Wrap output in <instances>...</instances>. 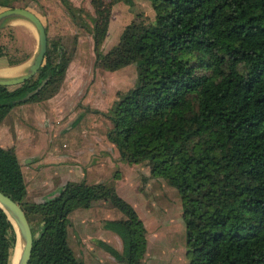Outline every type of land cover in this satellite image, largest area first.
<instances>
[{
  "label": "trees",
  "instance_id": "trees-1",
  "mask_svg": "<svg viewBox=\"0 0 264 264\" xmlns=\"http://www.w3.org/2000/svg\"><path fill=\"white\" fill-rule=\"evenodd\" d=\"M15 1L0 0V6L15 7ZM59 1L78 16L79 7ZM115 1L91 0L96 48ZM149 2L153 19H132L117 43L96 56L103 69L136 68L133 85L104 113L111 122L107 138L121 160L146 161L151 174L178 191L188 264H264V0ZM68 60L60 43H47L33 76L14 87L0 84V121L16 104L52 96ZM0 190L30 223L28 264H85L68 243V215L99 198L123 214L102 221L122 248L97 243L124 264H136L145 252L144 221L112 182L71 179L53 196L28 200L14 146H0ZM15 241L0 207V264L10 263Z\"/></svg>",
  "mask_w": 264,
  "mask_h": 264
},
{
  "label": "rangeland",
  "instance_id": "rangeland-1",
  "mask_svg": "<svg viewBox=\"0 0 264 264\" xmlns=\"http://www.w3.org/2000/svg\"><path fill=\"white\" fill-rule=\"evenodd\" d=\"M125 1L112 5L106 34L97 48L90 31L91 16H96L91 0H70L80 9L76 18L59 0L14 2L38 15L46 27L47 43H60L69 60L57 91L50 97L14 105L0 121V136L7 131L15 135L16 127L28 126L39 149L50 152L61 145L70 148L68 159L76 178L89 183L112 182L116 190L117 184H127V193L146 228V249L136 264H188L178 191L164 178L151 174L146 161L121 160L117 147L107 138L111 122L104 113L120 93L133 85L136 68L130 63L116 70L103 69L96 64V56L117 43L132 19L148 22L154 17L149 0H133L132 5ZM6 21L0 27V44L5 51L20 57L27 51L28 43L16 37ZM52 176L53 173L38 174L42 179ZM32 178L26 174V199L41 201L45 192L31 188ZM68 217L67 240L77 258L85 264H124L97 243V239H102L121 250L119 235L102 226L104 219L122 218L120 210L99 198L89 207L73 209Z\"/></svg>",
  "mask_w": 264,
  "mask_h": 264
},
{
  "label": "crops",
  "instance_id": "crops-1",
  "mask_svg": "<svg viewBox=\"0 0 264 264\" xmlns=\"http://www.w3.org/2000/svg\"><path fill=\"white\" fill-rule=\"evenodd\" d=\"M118 1L120 0H117L116 2ZM134 1L137 2L138 0ZM116 2H114L113 5ZM3 9L0 6V12ZM8 20L5 24L8 26L11 25V28L14 29L13 31L15 36L19 39L24 38L29 47L25 54L20 57L14 56V52L9 53L4 50L5 54L0 56L2 57L0 61V76L2 77L17 76L24 73L38 47L37 32L29 21L16 17L10 18ZM10 60H17V62L10 63ZM32 119H35V117ZM0 137H3L0 138V146H14L15 152L21 164L24 178H26L27 173L33 176L31 188L45 192L46 196L44 199L57 194L60 187L67 180L78 179L76 178L75 171L72 169V165L68 159L70 154L68 155L67 150H70V148H68L66 145H61L59 148H57V150L53 149L50 152H47L46 148L39 149V145H35V142L31 137V131L28 126H18L15 128V135H12L10 131H7L6 134L1 135ZM51 162L54 163L52 164ZM40 173H53V176L42 179L38 177V174ZM28 186L29 184H27L26 181L27 190ZM126 189L129 191L127 184H117V192L134 206V203L130 198L131 195L127 193Z\"/></svg>",
  "mask_w": 264,
  "mask_h": 264
},
{
  "label": "water",
  "instance_id": "water-1",
  "mask_svg": "<svg viewBox=\"0 0 264 264\" xmlns=\"http://www.w3.org/2000/svg\"><path fill=\"white\" fill-rule=\"evenodd\" d=\"M15 17L25 19L34 26L38 36V47H37V51L35 52L31 62L29 63L24 73L10 77L0 76V84L6 86L20 84L26 79L33 76L38 71L40 65L42 64L47 48V36H46L45 26L41 21V19L38 17V15L29 8L15 6V7H9L3 9L0 12V27L3 25V23L6 20ZM46 80L47 78L44 79L41 85ZM39 87H37L34 91L28 93L24 98L29 97L31 94L37 91ZM0 207L4 209V211L7 213L9 219L12 221L14 225L16 231V241L14 246H17V244L20 245L19 253L14 264H28L31 255L32 244H33V233L31 230L30 223L25 214V211L17 201L12 199L9 195H7L1 190H0ZM9 215L12 218H10Z\"/></svg>",
  "mask_w": 264,
  "mask_h": 264
},
{
  "label": "bare ground",
  "instance_id": "bare-ground-1",
  "mask_svg": "<svg viewBox=\"0 0 264 264\" xmlns=\"http://www.w3.org/2000/svg\"><path fill=\"white\" fill-rule=\"evenodd\" d=\"M10 218H12V217L10 216ZM19 249H20V245L19 244H17V246H14V248L12 249V251H11L12 253H11V257H10V263L11 264H14V262H15L17 256H18Z\"/></svg>",
  "mask_w": 264,
  "mask_h": 264
},
{
  "label": "flooded vegetation",
  "instance_id": "flooded-vegetation-1",
  "mask_svg": "<svg viewBox=\"0 0 264 264\" xmlns=\"http://www.w3.org/2000/svg\"><path fill=\"white\" fill-rule=\"evenodd\" d=\"M6 8H9V7H6ZM27 8V7H26ZM35 13V12H34Z\"/></svg>",
  "mask_w": 264,
  "mask_h": 264
}]
</instances>
